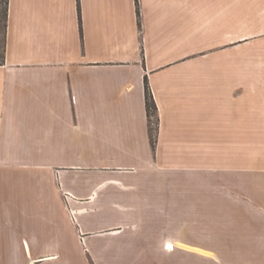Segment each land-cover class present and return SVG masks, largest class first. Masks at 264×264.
Wrapping results in <instances>:
<instances>
[{
    "label": "crops",
    "instance_id": "crops-1",
    "mask_svg": "<svg viewBox=\"0 0 264 264\" xmlns=\"http://www.w3.org/2000/svg\"><path fill=\"white\" fill-rule=\"evenodd\" d=\"M0 264H264V0H9Z\"/></svg>",
    "mask_w": 264,
    "mask_h": 264
},
{
    "label": "trees",
    "instance_id": "trees-1",
    "mask_svg": "<svg viewBox=\"0 0 264 264\" xmlns=\"http://www.w3.org/2000/svg\"><path fill=\"white\" fill-rule=\"evenodd\" d=\"M8 3L9 0H0V29H2L3 33V46L0 49V63L4 60L5 57V33H6V25H7V15H8ZM145 101H146V112L149 120V133H150V142L152 147H154L155 139H156V131L152 134L151 127V119L157 117L156 105L154 103L152 93L150 91L147 80H145Z\"/></svg>",
    "mask_w": 264,
    "mask_h": 264
},
{
    "label": "rangeland",
    "instance_id": "rangeland-1",
    "mask_svg": "<svg viewBox=\"0 0 264 264\" xmlns=\"http://www.w3.org/2000/svg\"><path fill=\"white\" fill-rule=\"evenodd\" d=\"M0 15H1V13H0ZM2 46H3V33H2V29H0V49H1ZM151 127H152V129H151L152 130V134L154 133V131H156V133H157L158 119L156 120L155 117L151 119ZM152 148H154V147H152Z\"/></svg>",
    "mask_w": 264,
    "mask_h": 264
}]
</instances>
